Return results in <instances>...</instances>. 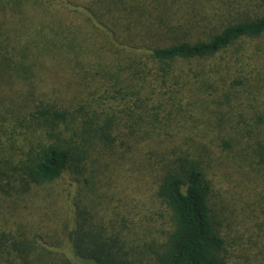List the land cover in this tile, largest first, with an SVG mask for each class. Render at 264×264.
I'll return each mask as SVG.
<instances>
[{
	"label": "trees",
	"instance_id": "1",
	"mask_svg": "<svg viewBox=\"0 0 264 264\" xmlns=\"http://www.w3.org/2000/svg\"><path fill=\"white\" fill-rule=\"evenodd\" d=\"M66 200L79 264H264V0H0V206Z\"/></svg>",
	"mask_w": 264,
	"mask_h": 264
},
{
	"label": "rangeland",
	"instance_id": "2",
	"mask_svg": "<svg viewBox=\"0 0 264 264\" xmlns=\"http://www.w3.org/2000/svg\"><path fill=\"white\" fill-rule=\"evenodd\" d=\"M237 184H239L238 179L233 177L232 185L239 186ZM60 185L63 187L62 189L68 197L73 198V196L77 195L78 188L71 184L68 177L63 178ZM219 192V188L214 187L213 193L215 200L220 199L218 196ZM80 193L83 195L84 191H81ZM247 198H250V201L252 202L253 199L248 194L244 196L243 200L247 201ZM65 202L66 205H60L57 208V219L59 221L55 218V220H57L56 223H54L55 220L53 221L54 218L51 211L47 208L32 209V207L28 205L24 207L25 209L16 208L13 211L12 209L0 206V232H2V234L8 238L10 244H12L11 248H8L7 250L11 253L13 264H79V259L76 258L71 243L68 241V234L72 230L71 222L73 209L68 200ZM108 204L109 206L106 207L108 209L101 210L98 209V207H88L85 208V210L86 212L89 210L91 212H95V219L93 220L95 223L92 222L93 224H98V222L101 221L104 228L110 232V226L112 224L110 219H114L115 217L113 215V209L116 205L111 203ZM127 207L125 209L122 208L124 210L122 214H127V210H129ZM48 208L51 209V207ZM233 210V207L228 209L231 214H233ZM218 211H223L221 212L223 215L224 212L226 214L227 224L229 223L230 226L226 229L229 240H234L237 233L245 231L243 227L240 226V220L245 217L237 214V216L233 217V220L231 221L228 213H226L223 208L218 207ZM263 212L264 203L260 202L258 206L253 209L252 215L257 218L258 216L263 217ZM45 214H48V216H45ZM99 216L103 217L100 218ZM255 217H253L254 220L259 222V220ZM254 220L249 218L245 225L247 226L250 224L249 222H254ZM51 232H53L52 236ZM231 244L233 246L234 243L231 242ZM231 251L235 250L232 249ZM20 256H24L26 259H21Z\"/></svg>",
	"mask_w": 264,
	"mask_h": 264
}]
</instances>
